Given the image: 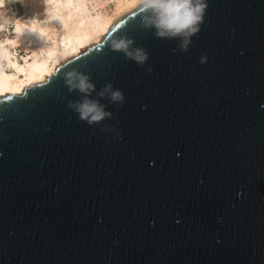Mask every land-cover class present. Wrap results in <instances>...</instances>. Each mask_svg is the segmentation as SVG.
Instances as JSON below:
<instances>
[{"label":"water","instance_id":"95a60500","mask_svg":"<svg viewBox=\"0 0 264 264\" xmlns=\"http://www.w3.org/2000/svg\"><path fill=\"white\" fill-rule=\"evenodd\" d=\"M0 264H264V0H148L0 95Z\"/></svg>","mask_w":264,"mask_h":264},{"label":"bare ground","instance_id":"6f19581e","mask_svg":"<svg viewBox=\"0 0 264 264\" xmlns=\"http://www.w3.org/2000/svg\"><path fill=\"white\" fill-rule=\"evenodd\" d=\"M16 1L0 0V30H6L0 35V95L22 93L25 86L45 81L56 66L100 41L119 18L148 0H108V3L113 4V14H104L96 23L86 18L91 17V14L85 5L93 1L64 0L57 9L55 0H42L41 11L21 15L12 9ZM69 5L74 6V9L69 17L64 18ZM78 9L83 11L79 12ZM87 22L96 24L95 31H80V26ZM10 24L12 30L8 29ZM63 27L71 28L68 34L73 35L67 34L65 41L44 54L41 50L45 44L43 39L48 36L61 37ZM34 41L36 45H33ZM6 65L9 69L5 68Z\"/></svg>","mask_w":264,"mask_h":264},{"label":"rangeland","instance_id":"374dc122","mask_svg":"<svg viewBox=\"0 0 264 264\" xmlns=\"http://www.w3.org/2000/svg\"><path fill=\"white\" fill-rule=\"evenodd\" d=\"M55 1H56L57 9H58L59 5L64 3V0H55ZM87 1H93V2L85 5V6H87V10L91 14V17H89V16L86 17L90 21H91V19H93V21H95V23H96V20L98 18L102 19L105 16L104 14H111L113 12V8H112L113 4L108 3V0H87ZM41 8H42V0H20V1L18 0V1L13 3V7H12L13 11L18 15L19 14L20 15L25 14L27 12H38V11H41ZM73 9H74V6L69 5L67 10H66V13L64 14V18L69 17V15ZM78 10H79V12L83 11V9H81V10L78 9ZM103 10L106 13H103L104 12ZM83 14L86 15V13H83ZM79 20L81 21L80 17H79ZM10 25L12 28V24H10ZM94 26L96 27V24L94 25L92 22H87V23L80 26V31H87V32L95 31ZM63 28H64L63 29L64 33L61 37L60 36H58V37L57 36L56 37L48 36L47 39H46V37L43 39L42 42H44L45 44L43 45L41 50L44 54H48V52L52 48L57 47V45L60 42L66 40L65 38L67 37L68 32L71 31V28H67V27H63ZM1 34L2 33H0V35ZM8 34H10V33L8 32ZM68 35H73V34L69 33ZM32 38H33V36H32ZM33 45H36V41H34ZM5 68L9 69L8 65H6Z\"/></svg>","mask_w":264,"mask_h":264},{"label":"built area","instance_id":"2783aa9c","mask_svg":"<svg viewBox=\"0 0 264 264\" xmlns=\"http://www.w3.org/2000/svg\"><path fill=\"white\" fill-rule=\"evenodd\" d=\"M0 21H1V17H0ZM9 28L12 30L11 25L8 26V29H9ZM10 29H9V30H10ZM2 31H3V33H5L6 30H0V33H1Z\"/></svg>","mask_w":264,"mask_h":264}]
</instances>
